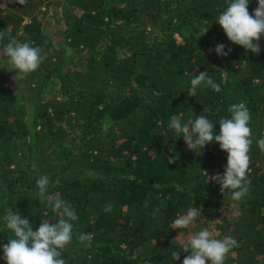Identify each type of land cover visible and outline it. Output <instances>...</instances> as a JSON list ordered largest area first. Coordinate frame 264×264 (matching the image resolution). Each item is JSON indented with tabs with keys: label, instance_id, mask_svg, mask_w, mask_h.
<instances>
[{
	"label": "trees",
	"instance_id": "trees-1",
	"mask_svg": "<svg viewBox=\"0 0 264 264\" xmlns=\"http://www.w3.org/2000/svg\"><path fill=\"white\" fill-rule=\"evenodd\" d=\"M227 5L0 0V32L7 34L0 57L9 37L40 47L45 57L19 88L15 72L0 68V245L12 236L4 229L7 209L26 216L33 230L59 219L37 196L36 180L47 174L60 181L49 193L79 217L62 257L68 264H182L189 235L171 226L189 207H202L219 239L237 241L224 264H264V152L256 143L264 138V34L259 55L230 42L216 20ZM257 6L250 0V15ZM217 43L230 54L210 53ZM205 70L221 91L198 87L189 96L191 79ZM240 102L251 113L253 143L249 193L234 201L211 180L223 174L227 153L213 142L197 155L168 125L172 114L182 122L203 115L219 134L218 122ZM169 155L178 156L175 163ZM82 233L90 246L78 241Z\"/></svg>",
	"mask_w": 264,
	"mask_h": 264
},
{
	"label": "clouds",
	"instance_id": "clouds-1",
	"mask_svg": "<svg viewBox=\"0 0 264 264\" xmlns=\"http://www.w3.org/2000/svg\"><path fill=\"white\" fill-rule=\"evenodd\" d=\"M14 2L26 5L28 0H14ZM249 3L250 0H228L226 9L219 13L216 20L230 42L242 46L246 52L251 51L259 55L261 52L259 41L264 34V0H258V6L251 15L248 10ZM6 35L0 32V40ZM225 49L224 43H217L214 48L209 49V52L214 51L218 56L226 57L232 49L230 47ZM41 53L40 47L31 46L30 42H18L15 38L9 37V42L4 46L3 57H0L4 59V66L0 68L15 72L11 79L18 88L22 87L27 76L40 68L45 59ZM72 53L73 49L66 46V54L70 56ZM190 83L188 95L191 97L196 96L198 87L211 88L215 92L221 91L220 84L215 82L206 70L195 75ZM228 111L231 113L230 118L224 117L218 122L219 134L215 128L217 123L203 115L182 122L179 115L172 114L168 127L174 130L176 136H182L187 148L195 153L198 152L197 155L203 154L202 150L206 145L213 142L219 144L220 149L227 153V164L223 174L217 173L211 177V180L220 185L224 199L227 197L240 201L249 193V186L245 181L250 171L249 152L253 143L252 130L249 127L251 113L244 102L232 104ZM256 143L264 152V138ZM177 158V155H169L168 163H175ZM59 183V179L53 181L47 174L41 175L36 180L37 196L41 203L46 202L51 211L59 216L57 222L42 221L40 226L33 230V225L26 216L22 217L18 211L6 210L3 216L4 229L12 233L7 243L0 245L3 249V256L0 259L5 260L6 264H68L67 258L62 257L66 246L73 241V222L79 217L73 205L63 199L59 193H49V188ZM111 210V204L104 208L105 212ZM201 211L202 207H189L186 214L177 216L171 228H189ZM77 239L81 244L90 246L91 237L88 234H79ZM236 246L235 238L225 236L223 239H218L205 228L191 235L181 245L180 250L190 252V255L185 256L182 264H206V262L224 264L229 252ZM171 258L180 260V251H173Z\"/></svg>",
	"mask_w": 264,
	"mask_h": 264
},
{
	"label": "rangeland",
	"instance_id": "rangeland-1",
	"mask_svg": "<svg viewBox=\"0 0 264 264\" xmlns=\"http://www.w3.org/2000/svg\"><path fill=\"white\" fill-rule=\"evenodd\" d=\"M56 29H57V27L54 29V31ZM47 95H50V93H48ZM205 228H207L209 231H211L213 233V235L215 236V238H218V229L213 225L212 222L204 220L200 215L196 218V220L193 222V224L189 228H186V233L189 235L188 238L191 235H194L196 232H198L202 229H205ZM229 254H230V252H229ZM206 263L209 264L210 262H206Z\"/></svg>",
	"mask_w": 264,
	"mask_h": 264
}]
</instances>
